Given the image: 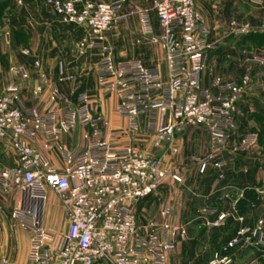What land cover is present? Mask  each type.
Here are the masks:
<instances>
[{"label": "built area", "instance_id": "1", "mask_svg": "<svg viewBox=\"0 0 264 264\" xmlns=\"http://www.w3.org/2000/svg\"><path fill=\"white\" fill-rule=\"evenodd\" d=\"M127 1L46 0V4L62 24L88 29L87 39L79 48L82 53L93 52L99 89L104 96L118 97V111L128 121V132L140 138L152 137L156 148L177 153L173 147L177 136L194 127H205L211 133L212 150H222L228 132L235 127L242 95L248 88H263L264 75H246L232 82L216 78L211 90L204 89L202 76L208 56L217 48L209 41L211 32L195 0H152L162 32L157 37H152L149 11L133 8L127 15L122 14ZM132 15L139 16L145 40L165 49L168 80L160 70L146 68L140 61L114 60L105 34L114 32ZM232 27L237 36L247 34L237 23ZM247 62L263 66L264 57L249 53ZM13 71L27 78L22 67ZM16 91L15 87L8 89L9 94ZM73 93L74 108L64 100L67 109L63 111L54 106L61 101L56 90L50 106L33 110L17 107V97H0V140H11L18 159L17 167L0 172V189L15 188L25 195L24 205L13 213V218L21 222L30 239L28 264H166L168 254L181 240L188 239L187 231L166 224L163 235L143 236L133 209L157 192L171 173L162 170L151 155L122 146L117 135L97 131L101 120L92 113L90 97L80 87ZM141 117L147 118L145 130L141 128ZM77 125L94 132L85 137L82 147L64 151L62 170L54 169L29 145L43 134L46 150L62 151V135ZM256 143V136H247L236 152L248 151ZM196 163L202 168L209 163L218 170L226 168V163L215 162L213 155ZM48 190L63 204L68 225L65 234L49 231L43 225ZM203 213L215 218L206 221L208 228L226 224L225 214ZM162 215L170 217L173 211L168 208ZM263 224L259 222L261 226L255 232L259 246L263 245ZM244 233L241 230L226 250L242 245ZM232 263L230 257L216 253L206 264Z\"/></svg>", "mask_w": 264, "mask_h": 264}, {"label": "crops", "instance_id": "2", "mask_svg": "<svg viewBox=\"0 0 264 264\" xmlns=\"http://www.w3.org/2000/svg\"><path fill=\"white\" fill-rule=\"evenodd\" d=\"M231 1L195 0L196 9L211 32L209 41L217 48L209 53L202 76V87L207 90L212 89L216 78L232 82L246 75H264V65L247 62L249 53L264 57V50L258 47L262 45L264 36V19L258 29L252 24L239 23L245 26L247 34L237 36L232 27L235 21L230 18ZM31 5L30 9L3 12L0 23V97L8 95V89L15 87L16 93L9 95L18 98L17 107L33 110L50 106L56 90L61 101L55 102L54 106L63 111L67 109L64 100L74 108L73 92L80 87L90 97L93 115L101 120L97 131L117 135L122 146L151 155L162 170L171 173L172 177L157 192L141 200L133 209L143 236L163 235L162 227L166 224L187 231L188 239L181 240L174 252L168 254L166 264H202L217 249L225 256H233L237 248L225 251L236 235V232L230 234L232 226H238L234 231H246L247 236L256 230L258 220L256 213H243L248 207H256L263 192L260 179L264 177V156L260 154L258 144L264 133V87L246 89L235 114V127L228 132L229 139L222 150H212L211 133L205 127H194L177 136L173 144L177 153L156 148L152 137L140 138L128 132V121L118 111V97L101 93L95 71L97 60L92 51L82 53L79 48L87 39L88 29L62 24L46 4ZM133 8L150 12L152 37L162 34L152 10V0H128L122 14L127 15ZM105 36L116 62L140 61L146 68L160 70L164 80H168L166 51L162 46L145 40L138 15L127 16L114 32ZM234 36L237 41L232 39ZM16 67H22L27 78L15 73L13 69ZM140 124L145 130L147 118L141 117ZM93 132V129L80 125L65 132L59 141L62 151L46 150L43 134L29 145L54 169L62 170L65 167L64 151L82 147L85 137ZM250 135L257 136L258 143L248 151L236 152ZM210 155L214 156L215 162L224 161L226 168L218 170L214 163L203 168L197 165V160ZM17 166L18 159L11 140H0V172ZM24 203L25 195L20 190L0 189V252H19L22 254V258L17 259L19 264H28L30 239L21 222L13 218V213ZM168 208L173 215L165 217L162 213ZM204 211L228 215V227L207 228L206 221H214L215 218L205 216ZM64 217L62 202L52 190H48L43 210L45 229L65 234L68 225ZM204 239L206 248H203ZM241 252L234 264H256L254 252Z\"/></svg>", "mask_w": 264, "mask_h": 264}, {"label": "rangeland", "instance_id": "3", "mask_svg": "<svg viewBox=\"0 0 264 264\" xmlns=\"http://www.w3.org/2000/svg\"><path fill=\"white\" fill-rule=\"evenodd\" d=\"M35 3H43V4H46V0H0V23H1V19H2V16H3V12H9V10L13 11V10H18V9H27L29 8L30 9V4L31 7L33 6V4ZM47 5V4H46ZM231 20H234L235 22L234 23H242V24H252V26L254 25L255 29L259 28L262 23H261V20L264 19V14L262 13V11L264 10V0H254V1H250V0H232L231 1ZM253 21V22H251ZM251 22V23H250ZM242 24H239L243 27H245L244 25ZM249 26V25H248ZM251 30V28L249 27V31ZM233 40L237 41L238 38L237 37H233L232 38ZM258 47L260 48V50H264V45H258ZM264 134V133H263ZM264 136V135H263ZM257 138V136H256ZM260 142L258 144V147H259V152L260 154H262V156H264V146L262 145V140L263 138L260 137ZM257 143H258V138H257ZM264 159V158H263ZM263 168H264V162H263ZM264 171V170H263ZM261 189L263 190L262 193H260L259 196L260 197V200L259 202L256 204V207L254 209L252 208H246V213H243L244 215H250V214H254L256 213V219L257 222H256V230L261 226L259 225V222L261 221H264V177H261ZM226 218H227V221H226V224H225V228L228 227L227 225V222H228V218L229 216L226 215ZM54 221V220H53ZM207 227V226H206ZM238 226H232V229H230V234H235L233 232H236V235L234 236L233 239H235L237 236H238V233L240 232H237V231H234L236 230ZM208 228V227H207ZM218 228V227H216ZM214 228V229H216ZM222 228V226L220 227ZM210 229H213V228H210ZM256 230H254L251 235H247L246 236V231L244 233V240L245 242L236 247L237 248V252H235V254L233 256H225L223 255L224 252H221L219 251V249L215 250V252H212V257L207 261V262H204L202 264H206L208 263L212 258L213 256L216 254V253H219L221 257H230L232 260H233V263L235 262V260L237 259V256L242 253L241 251H246V252H254V256L256 257V264H264V236H263V245L259 246L257 245L256 243L258 242L255 237V232ZM262 231L264 232V224L262 226ZM231 240V241H232ZM230 241V242H231ZM204 247L203 248H206V239H204ZM233 250H235V248H233ZM226 251V249H225ZM22 258V254H20L19 252L17 253H14V252H0V263L2 261H7L8 263H12V264H19L17 262V259H20ZM254 260V257L252 259V261Z\"/></svg>", "mask_w": 264, "mask_h": 264}, {"label": "trees", "instance_id": "4", "mask_svg": "<svg viewBox=\"0 0 264 264\" xmlns=\"http://www.w3.org/2000/svg\"><path fill=\"white\" fill-rule=\"evenodd\" d=\"M262 45H264V36L262 37ZM264 134H262V136H261V138H263V140H262V145L264 146V136H263ZM261 140V139H260Z\"/></svg>", "mask_w": 264, "mask_h": 264}]
</instances>
